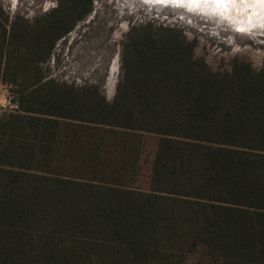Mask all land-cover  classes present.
Wrapping results in <instances>:
<instances>
[{"label":"trees","instance_id":"obj_1","mask_svg":"<svg viewBox=\"0 0 264 264\" xmlns=\"http://www.w3.org/2000/svg\"><path fill=\"white\" fill-rule=\"evenodd\" d=\"M0 5V264H264V69L196 58L177 27L129 34L113 102L48 79L94 0ZM147 138L154 139L144 172Z\"/></svg>","mask_w":264,"mask_h":264},{"label":"rangeland","instance_id":"obj_2","mask_svg":"<svg viewBox=\"0 0 264 264\" xmlns=\"http://www.w3.org/2000/svg\"><path fill=\"white\" fill-rule=\"evenodd\" d=\"M0 5L11 18L33 20L58 2L0 0ZM93 5L91 14L58 42L44 65L48 79L76 88L99 86L113 102L129 34L149 25L183 30L188 41L196 42V58L204 59L214 72H231L235 60L264 69V0H94ZM10 110L0 109V116ZM146 141L144 172L155 140ZM181 264L217 263L200 246Z\"/></svg>","mask_w":264,"mask_h":264},{"label":"built area","instance_id":"obj_3","mask_svg":"<svg viewBox=\"0 0 264 264\" xmlns=\"http://www.w3.org/2000/svg\"><path fill=\"white\" fill-rule=\"evenodd\" d=\"M13 95L8 91L6 86H2L0 90V109H16L17 106L12 104Z\"/></svg>","mask_w":264,"mask_h":264},{"label":"water","instance_id":"obj_4","mask_svg":"<svg viewBox=\"0 0 264 264\" xmlns=\"http://www.w3.org/2000/svg\"><path fill=\"white\" fill-rule=\"evenodd\" d=\"M12 104L13 105H16L17 104V100L16 99H13Z\"/></svg>","mask_w":264,"mask_h":264},{"label":"snow or ice","instance_id":"obj_5","mask_svg":"<svg viewBox=\"0 0 264 264\" xmlns=\"http://www.w3.org/2000/svg\"><path fill=\"white\" fill-rule=\"evenodd\" d=\"M217 2H220V0H217Z\"/></svg>","mask_w":264,"mask_h":264}]
</instances>
